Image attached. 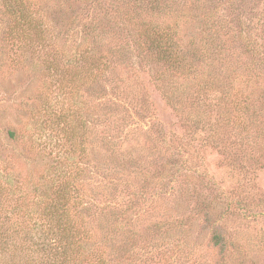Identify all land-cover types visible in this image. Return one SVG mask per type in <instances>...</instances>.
<instances>
[{"label":"rangeland","instance_id":"obj_1","mask_svg":"<svg viewBox=\"0 0 264 264\" xmlns=\"http://www.w3.org/2000/svg\"><path fill=\"white\" fill-rule=\"evenodd\" d=\"M21 1L22 25L0 0L12 221L85 178L117 208L93 217L106 264H264V0ZM69 105L87 168L67 156Z\"/></svg>","mask_w":264,"mask_h":264},{"label":"trees","instance_id":"obj_2","mask_svg":"<svg viewBox=\"0 0 264 264\" xmlns=\"http://www.w3.org/2000/svg\"><path fill=\"white\" fill-rule=\"evenodd\" d=\"M5 1L6 12L16 20L17 24L22 25L23 22L32 19L31 16H26L21 0ZM161 42H163L162 38L153 42L161 56L179 64L180 61L170 57L171 48H168L169 46L162 48ZM73 83L71 79L67 83V88L73 89ZM77 91L79 92L78 88ZM70 94L74 95L72 91L67 93V95ZM82 94L83 91H80L77 95L85 108L86 103L85 100L83 102ZM80 111L82 108L74 109L72 105L67 106V156H81L84 161L83 165L87 168L91 164L88 161L89 156L86 151L85 153L83 150L76 151L78 144L82 146L81 143H76L77 136L72 132V117ZM7 135L11 144L18 142L17 133L13 130L7 131ZM88 145L90 148L91 144ZM103 147L107 149V146ZM74 166L77 167V164ZM69 167L67 164V176L71 172ZM95 169L96 166H94ZM96 172H98L97 175ZM99 176H101L100 170L97 169L91 179ZM87 183L89 182L85 178H78L76 181L74 177H71L69 181L67 177L66 192L62 188L49 200L48 204L42 205L40 212L21 211L22 216L19 221H12V212L16 213L13 208L4 212L2 204L9 198L8 193L5 192L6 189L0 184V256H5V258L0 257V264H106L107 255L96 242V234L92 227L93 217L104 207L109 212L116 211L117 208L110 203L111 198L98 199L96 194L87 193L84 188ZM100 200L104 202L101 203ZM14 204L19 203L14 200ZM215 239L214 243H217L220 237L215 236ZM17 247L25 249L21 257L8 254L9 249L15 251Z\"/></svg>","mask_w":264,"mask_h":264}]
</instances>
